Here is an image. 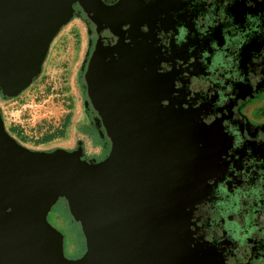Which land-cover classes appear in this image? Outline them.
Listing matches in <instances>:
<instances>
[{"label":"water","instance_id":"1","mask_svg":"<svg viewBox=\"0 0 264 264\" xmlns=\"http://www.w3.org/2000/svg\"><path fill=\"white\" fill-rule=\"evenodd\" d=\"M75 2L95 14L101 4L0 0V90L5 96L19 95L40 74ZM134 76L117 84L124 91L120 100L134 94L138 112L114 103L108 116L102 114L111 149L100 162L62 148L31 150L6 131L0 114V264H189L194 257L187 246L190 212L185 209L203 197L208 147L194 129L177 121V109L155 113L159 95L144 99ZM101 81L109 95L104 100L91 88L102 110L100 102L107 105L116 97L110 80ZM60 197L85 235L86 250L77 259L65 257L62 234L47 220Z\"/></svg>","mask_w":264,"mask_h":264},{"label":"clouds","instance_id":"2","mask_svg":"<svg viewBox=\"0 0 264 264\" xmlns=\"http://www.w3.org/2000/svg\"><path fill=\"white\" fill-rule=\"evenodd\" d=\"M143 2L150 4L153 0ZM180 2L185 7L173 11L172 16L186 13L187 18L168 30L157 21L155 46L164 52L173 41L177 48L188 45V58L161 60L157 71L164 74L177 70L172 96L179 97L181 90L185 96L184 102L175 107L199 109L210 102L211 110L200 112V122L212 126L220 120L223 133L231 138V146L221 155V160L227 162L226 169L209 176L205 180L209 191L185 209L191 213L187 228L194 242L216 247L223 264H264V155L256 154L251 146L264 145V128L257 127L252 135L245 127L252 116L244 118L234 106L231 110L228 107L238 99V84L250 86L253 91L264 85V0ZM237 4L245 8L242 21L230 11ZM218 27L225 36L222 46L213 38ZM149 30L148 25L141 26V31ZM190 40H207L208 44L197 49ZM253 41L261 46L249 50V59L242 67V52ZM197 64L203 71H197ZM169 104V99L161 100L162 106Z\"/></svg>","mask_w":264,"mask_h":264},{"label":"flooded vegetation","instance_id":"3","mask_svg":"<svg viewBox=\"0 0 264 264\" xmlns=\"http://www.w3.org/2000/svg\"><path fill=\"white\" fill-rule=\"evenodd\" d=\"M99 2L101 4H97V14L93 13V10H85L78 2L73 3V16L67 23V25L72 24L80 29L72 28L76 35L75 46L80 49L73 73L78 97L76 100L79 102L80 111L75 124L78 123L80 133L73 136V143L65 150L74 151L82 160L91 163L100 162L109 155L111 140L102 114L108 116L114 103L117 107L125 105L128 111L138 112L133 106V100L136 99L134 94L131 93L127 96L128 100H120L123 90L119 89L117 84V81L124 78L133 79L134 74L137 73L144 99L151 97L152 94H155L156 97L159 95V105L155 113L168 108L177 109L180 112L177 121L194 129L197 136L201 137L202 143L208 147L210 165L201 175V193L204 196L209 191L205 180L218 172L222 174L227 167V162L221 160V155L226 153L231 146V138L223 133L220 120H217L212 126H205L200 122V112L210 111V102H206L199 109L189 107L185 110L183 107H175L184 102L185 96L183 90L179 97L172 96L173 81L178 76V72L175 68L172 72L164 74L157 71L161 60L174 62L177 57L184 60L188 58V45L177 48L173 41L164 52H161L160 47L155 46L157 44V21L160 22V27L165 30L174 28L176 23L187 18V14H180L178 18H173L172 12H178L185 5L180 0H153L150 4H145L143 0H99ZM230 11L235 14L237 21H242L245 11L242 4H237ZM142 25H148L150 30L147 33L141 31ZM188 26L192 27L190 22ZM213 38L221 46L224 45L225 36L221 34V28L215 29ZM150 40L151 42H149ZM190 43L199 49L207 47L208 41L190 40ZM260 46L259 43L253 41L251 45L244 48L242 67L249 59V50L258 49ZM196 68L197 71H203L199 64L196 65ZM116 74L118 77L116 81H113ZM102 79L110 80L109 91L114 92L116 98L111 99L107 105L104 104V101L100 102L101 110L95 106L91 86H94L96 97L104 100L103 95H109L106 92L107 86L103 87L102 83H98L102 82ZM152 79L154 83L145 82ZM236 95L238 99L232 101L228 107L231 110L234 106L235 110L244 118H247L248 115L252 116L245 127L252 131V135H255L257 127L264 128V85L258 86L253 91L250 86L238 84ZM164 98L170 100L168 107L161 105V100ZM146 105L153 110L150 102ZM230 115L231 111H229ZM106 118L108 119V117ZM241 126L244 127V125ZM251 146L256 154L264 155V145L252 144ZM237 166H240L239 162H237ZM190 215L191 213H189V217ZM186 236L188 249L192 250L194 254L193 258L188 259L189 264H223L224 258L216 247L206 242H194L192 233L188 231L187 227ZM193 243L195 246H192Z\"/></svg>","mask_w":264,"mask_h":264},{"label":"rangeland","instance_id":"4","mask_svg":"<svg viewBox=\"0 0 264 264\" xmlns=\"http://www.w3.org/2000/svg\"><path fill=\"white\" fill-rule=\"evenodd\" d=\"M71 25H67L51 45L41 77L0 106L4 125L21 130L28 148L51 151L54 147L66 149L73 143L71 126L64 130L65 136L59 134L65 116L70 113L73 125L80 112L73 79L80 49L75 46L76 35L72 30L79 27ZM52 132H55L52 140L40 141ZM47 218L63 234L65 257L75 259L85 253V235L71 214L66 198L58 199Z\"/></svg>","mask_w":264,"mask_h":264},{"label":"trees","instance_id":"5","mask_svg":"<svg viewBox=\"0 0 264 264\" xmlns=\"http://www.w3.org/2000/svg\"><path fill=\"white\" fill-rule=\"evenodd\" d=\"M67 26V24L66 25H64L61 29H60V31H59V33L65 28ZM59 33L57 34V36H59ZM57 36L54 38V40L51 42V44H50V47H51V45L53 44V42L56 40V38H57ZM49 50H50V48H49ZM49 50H48V52H49ZM48 52H47V54H48ZM46 57H47V55H46ZM46 57H45V60H44V62H43V65H44V63H45V61H46ZM43 65H42V69H43ZM42 73H43V71L41 70V72H40V74L32 81V83L33 82H35L39 77H41V75H42ZM31 83V84H32ZM26 90V89H25ZM23 92V91H22ZM21 92V93H22ZM20 93V94H21ZM14 97H9V96H5L3 93H2V91L0 90V106H1V104H3L4 102H6V101H8V100H10V99H13ZM72 101H73V99H72ZM74 103H72V105H73ZM72 118H71V115H70V113L69 114H67L66 116H65V118H64V121H63V125H64V127L63 128H61V130L59 131V134H62L63 135V132H64V130L65 129H68L70 126H71V128H72V134H73V136L74 135H77L78 133H80V130H79V126H78V123L77 124H75L76 122H74L73 123V125L71 124V120ZM62 125V126H63ZM5 129H6V131L13 137V138H15L16 139V141L18 142V143H20L21 145H23V146H25L26 145V141H25V135L23 134V132L21 131V130H19V129H17V128H15V127H7L6 125H5ZM75 130V131H74ZM64 134H65V132H64ZM54 136H55V132H52V133H50V134H46L45 136H43L41 139H40V141H45V142H48V141H50V140H52L53 138H54ZM63 136H65V135H63ZM25 147H27V146H25ZM28 148V147H27ZM56 147H54V148H52L53 150L55 149ZM29 149H31V148H29ZM51 149V150H52ZM31 150H35V149H31ZM58 201V200H57ZM56 201V202H57ZM56 202L53 204V206L56 204ZM52 206V207H53ZM52 207H51V209H50V211L52 210ZM49 211V212H50ZM49 212H48V214H49ZM48 214H47V216H48ZM47 220H48V218H47ZM59 231V230H58ZM60 232V231H59ZM61 233V232H60ZM62 234V233H61ZM62 237H63V234H62ZM63 241H64V237H63ZM85 250H86V244H85ZM85 250H84V252H85ZM83 255V253L79 256V257H81ZM79 257H77V258H79ZM77 258H75V259H77Z\"/></svg>","mask_w":264,"mask_h":264}]
</instances>
